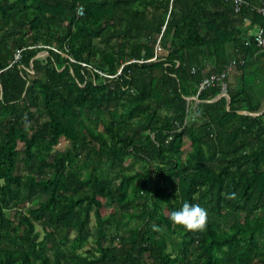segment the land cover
<instances>
[{
    "label": "trees",
    "instance_id": "trees-1",
    "mask_svg": "<svg viewBox=\"0 0 264 264\" xmlns=\"http://www.w3.org/2000/svg\"><path fill=\"white\" fill-rule=\"evenodd\" d=\"M243 1L0 0V264H264V0ZM233 58L240 87L199 92Z\"/></svg>",
    "mask_w": 264,
    "mask_h": 264
},
{
    "label": "built area",
    "instance_id": "built-area-1",
    "mask_svg": "<svg viewBox=\"0 0 264 264\" xmlns=\"http://www.w3.org/2000/svg\"><path fill=\"white\" fill-rule=\"evenodd\" d=\"M234 6V10L236 13H238L241 9V7L244 4L243 0H231ZM257 13L261 14L264 17V7H254L253 8ZM84 14L83 8H79L78 15L82 16ZM252 41L256 44L258 49L262 52H264V30L261 27H258L256 32L252 34ZM249 44V42H247ZM161 47L157 43L156 52L161 51ZM19 58V53L16 55V59ZM245 60L243 59H231L229 64L226 66L225 70L219 74H213L209 77H206L202 80L199 86V92H201L204 88H207L209 86L213 85H221L222 86V92L227 90V85L224 82V79L227 77L228 73L235 67L239 65H244Z\"/></svg>",
    "mask_w": 264,
    "mask_h": 264
},
{
    "label": "clouds",
    "instance_id": "clouds-1",
    "mask_svg": "<svg viewBox=\"0 0 264 264\" xmlns=\"http://www.w3.org/2000/svg\"><path fill=\"white\" fill-rule=\"evenodd\" d=\"M234 194H229V198ZM207 209L198 203L183 202L172 211L170 220L173 224L180 225L189 231H202L207 222Z\"/></svg>",
    "mask_w": 264,
    "mask_h": 264
},
{
    "label": "crops",
    "instance_id": "crops-1",
    "mask_svg": "<svg viewBox=\"0 0 264 264\" xmlns=\"http://www.w3.org/2000/svg\"><path fill=\"white\" fill-rule=\"evenodd\" d=\"M246 25L248 26V22L246 23ZM255 29H258L257 25H254L250 28L249 30V34H254ZM229 53L232 52V45L229 46ZM243 77L242 72L240 71V69L238 68H233L229 73H228V83L233 86L234 88H239L241 85V78Z\"/></svg>",
    "mask_w": 264,
    "mask_h": 264
},
{
    "label": "rangeland",
    "instance_id": "rangeland-1",
    "mask_svg": "<svg viewBox=\"0 0 264 264\" xmlns=\"http://www.w3.org/2000/svg\"><path fill=\"white\" fill-rule=\"evenodd\" d=\"M256 30H257V29H255L254 32H256ZM100 129L103 130L102 128H100ZM67 147H68V143L66 142V140L62 139V140H61V143H60L59 146H58V148L61 149V150H64V149H66ZM126 165H130V166H132V167H134V168H136V169H140V168H141V166H140L139 164H135V163H134L133 159H129V160L126 162ZM24 171H25V170H24L23 165H22L21 163H19L18 166H17V172H18V173H23ZM92 225H93V222H92ZM177 242H178L177 239H175V238H171V239L169 240V245H175ZM92 244H93V243H92ZM92 244H91V245H92Z\"/></svg>",
    "mask_w": 264,
    "mask_h": 264
},
{
    "label": "water",
    "instance_id": "water-1",
    "mask_svg": "<svg viewBox=\"0 0 264 264\" xmlns=\"http://www.w3.org/2000/svg\"><path fill=\"white\" fill-rule=\"evenodd\" d=\"M227 93H228L227 90L224 91V92H222V93L220 94V97H227ZM228 107H229V105H228ZM241 112H245V111H241ZM260 114H262V112H261V113H255V114H253V115H260Z\"/></svg>",
    "mask_w": 264,
    "mask_h": 264
}]
</instances>
